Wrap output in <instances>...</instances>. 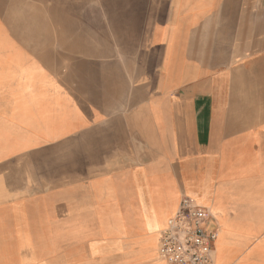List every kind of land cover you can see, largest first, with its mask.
Instances as JSON below:
<instances>
[{"label":"crops","instance_id":"0c3cea01","mask_svg":"<svg viewBox=\"0 0 264 264\" xmlns=\"http://www.w3.org/2000/svg\"><path fill=\"white\" fill-rule=\"evenodd\" d=\"M184 195L264 264V0H0V264H167Z\"/></svg>","mask_w":264,"mask_h":264},{"label":"built area","instance_id":"2783aa9c","mask_svg":"<svg viewBox=\"0 0 264 264\" xmlns=\"http://www.w3.org/2000/svg\"><path fill=\"white\" fill-rule=\"evenodd\" d=\"M158 238L157 257L167 264H214L218 229L210 230L208 208L184 195Z\"/></svg>","mask_w":264,"mask_h":264},{"label":"bare ground","instance_id":"6f19581e","mask_svg":"<svg viewBox=\"0 0 264 264\" xmlns=\"http://www.w3.org/2000/svg\"><path fill=\"white\" fill-rule=\"evenodd\" d=\"M157 8H158V6H157Z\"/></svg>","mask_w":264,"mask_h":264},{"label":"rangeland","instance_id":"374dc122","mask_svg":"<svg viewBox=\"0 0 264 264\" xmlns=\"http://www.w3.org/2000/svg\"><path fill=\"white\" fill-rule=\"evenodd\" d=\"M30 3V2H29Z\"/></svg>","mask_w":264,"mask_h":264}]
</instances>
